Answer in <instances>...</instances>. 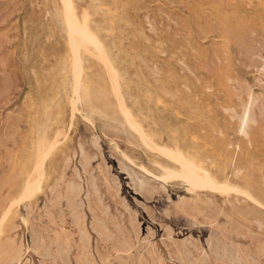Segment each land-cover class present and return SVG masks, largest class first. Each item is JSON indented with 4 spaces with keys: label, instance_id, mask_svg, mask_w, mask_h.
<instances>
[{
    "label": "rangeland",
    "instance_id": "374dc122",
    "mask_svg": "<svg viewBox=\"0 0 264 264\" xmlns=\"http://www.w3.org/2000/svg\"><path fill=\"white\" fill-rule=\"evenodd\" d=\"M63 1L0 0V264H264V0H69L77 54ZM136 124L236 192L157 182Z\"/></svg>",
    "mask_w": 264,
    "mask_h": 264
},
{
    "label": "bare ground",
    "instance_id": "6f19581e",
    "mask_svg": "<svg viewBox=\"0 0 264 264\" xmlns=\"http://www.w3.org/2000/svg\"><path fill=\"white\" fill-rule=\"evenodd\" d=\"M61 1H63V0H61ZM64 3H65V7H66V26H67V31L69 32V34H70V39L72 40V42H73V47H74V50H75V53L77 54V51H78V49L80 48V47H83V46H85V45H89V46H92V47H95V48H97V49H100V53H101V48H100V46H99V43L95 40V38L92 36V34L89 32V30H88V28H87V26L86 25H82L81 23H80V21L78 20V18H77V16H76V14H75V10L73 11V9H72V7L70 6V4H71V2H69V0H64L63 1ZM62 2V3H63ZM233 4H234V2H233ZM85 13V12H84ZM86 19V18H85ZM87 21V20H86ZM96 49V50H97ZM97 52H98V50H97ZM89 53V52H88ZM103 53V52H102ZM102 55V54H101ZM97 56V55H96ZM103 60H104V62L107 64V61L105 60V58L103 57ZM109 70V69H108ZM111 74V73H110ZM115 75V74H114ZM76 77V76H75ZM80 79V78H79ZM115 80L117 81V79L115 78ZM74 81V80H73ZM79 81V80H78ZM81 83V82H80ZM117 83V82H116ZM80 85V84H79ZM78 87V86H77ZM87 88V87H86ZM117 88V87H116ZM77 91V90H76ZM118 91V90H117ZM76 97H78V96H76ZM116 97V96H115ZM80 101V100H79ZM82 101V100H81ZM77 102H78V100H77ZM160 102V101H159ZM256 102V101H255ZM254 102V103H255ZM72 103H73V101H72ZM71 103V104H72ZM76 103V102H75ZM79 103V102H78ZM73 105V104H72ZM71 107V106H70ZM121 107H122V110L124 111V113L127 115L128 114V112H127V110L121 105ZM73 108V107H72ZM74 108H75V106H74ZM74 110H76V108L74 109ZM248 110V109H247ZM244 111L243 112V115H242V117H239L240 118V124H239V127H240V132H238L239 133V135H240V133H244L245 132V130H244V128H245V125H247V123H248V111ZM81 112V111H80ZM84 113V112H83ZM234 113V112H233ZM91 116V115H90ZM128 116V118L131 120L132 119V117L128 114L127 115ZM84 118V117H83ZM89 118V117H88ZM87 118V119H88ZM92 118V117H91ZM239 118H238V120H239ZM85 119V118H84ZM86 120V119H85ZM88 121V120H87ZM93 122V121H92ZM130 122H133V119H132V121H130ZM251 123V122H250ZM92 124V123H91ZM135 124V123H134ZM133 125V124H132ZM136 126V129H135V131H137L139 134H140V136H141V140L143 141V143L142 144H145L146 146H148L149 148H151V149H155V150H157L158 152H160V153H162L163 155H165L166 157H168V158H170V159H172L174 162L176 161V163H178L179 165H181V168H182V170H181V172H176L174 169H172V168H169V167H166V166H160V168L162 169V175L161 176H154L156 179L155 180H157V182H159L160 184H164L168 179H173V178H180V179H182L185 183H186V185H187V192H189V193H191V194H195V193H197L198 191H200V190H205V189H210V190H216V191H219V192H227L228 190V192H230V189H232V188H230L228 185H227V183L226 184H223V183H218L215 179H213L212 177H211V175H209L208 173H206V171L203 169V168H201V167H198V166H196V165H193L191 162H190V160H189V158L187 157V156H185L183 153H180V152H175V151H172V150H169V149H164V148H156L154 145L155 144H152V142L148 139V136H146L144 133H143V131L141 130V129H139L138 128V126H137V124L135 125ZM135 128V127H134ZM245 134V133H244ZM243 136V135H242ZM246 136V135H245ZM92 138V137H91ZM93 139V138H92ZM95 139V138H94ZM98 140V139H97ZM95 141V140H94ZM98 142V141H97ZM91 145V144H90ZM84 151V150H83ZM97 151H99V150H97ZM102 153H100V155H101ZM122 154V156L123 155H125L124 153H121ZM102 156V155H101ZM127 156V155H126ZM85 157H86V155H85ZM84 157V158H85ZM93 157V156H92ZM129 158V157H128ZM130 159V158H129ZM132 160V159H131ZM89 161V160H88ZM126 161V160H125ZM126 162H128V161H126ZM103 163V162H102ZM86 164V163H85ZM87 165V164H86ZM201 166V165H200ZM88 167V166H87ZM91 168V167H90ZM141 168V167H140ZM87 169V168H86ZM94 170H96L95 168H94ZM88 172V171H87ZM94 172V171H93ZM98 172V171H97ZM139 172V171H138ZM200 172H203V173H205V175L203 176V175H201L200 174ZM90 174V173H89ZM128 174V173H127ZM86 175V174H85ZM126 176V175H125ZM89 177V176H88ZM94 177V176H93ZM108 177V176H107ZM110 177V176H109ZM103 178V177H102ZM106 180H107V178L106 177H104ZM91 180V179H90ZM139 180V179H138ZM174 180V179H173ZM87 181V180H86ZM89 181V180H88ZM97 181V180H96ZM109 181V180H108ZM107 181V182H108ZM169 181V180H168ZM173 182V181H172ZM140 183H141V181H140ZM143 183V182H142ZM34 184V183H33ZM156 184V183H155ZM31 185H32V183H31ZM114 185V184H113ZM130 185V184H129ZM165 185V184H164ZM33 186V185H32ZM115 186V185H114ZM131 186V185H130ZM153 186V185H152ZM159 186V185H158ZM82 186L80 185V184H70L69 185V187L67 188V190H66V192H65V197H66V199L65 200H67V202L69 203V204H72V205H74L73 203H75L76 201H77V198H78V196H79V194H80V192H81V188ZM155 187V186H154ZM160 187V186H159ZM156 188V187H155ZM165 188V187H164ZM25 189V188H24ZM31 189V188H30ZM166 189V188H165ZM234 189H235V187L232 189V191H234ZM158 190V189H157ZM99 191V190H98ZM116 191V190H115ZM159 191V190H158ZM234 192H236V191H234ZM91 193V192H90ZM121 193V192H120ZM144 193V192H143ZM156 193V192H155ZM158 193V192H157ZM105 194V193H104ZM119 194V193H118ZM227 194V193H226ZM91 195V194H90ZM159 195V194H158ZM157 195V196H158ZM163 195V194H162ZM154 196V195H153ZM165 196V195H164ZM198 196V195H197ZM248 196V195H247ZM95 197V196H94ZM156 197V196H155ZM56 198V197H55ZM101 198V197H100ZM99 198V199H100ZM113 198V197H112ZM119 198V197H118ZM121 198V197H120ZM148 198V197H147ZM250 198H252L251 196H250ZM249 198V199H250ZM62 199V198H61ZM155 199V198H154ZM189 199H191V198H189ZM196 199H197V197H196ZM200 199V198H199ZM206 199V198H205ZM157 200V199H156ZM171 200V199H170ZM179 200H180V198H179ZM183 200H185V198L183 199ZM183 200H180L179 201V203H177L176 204V206L173 208V211L175 212V213H179V214H182V215H185L186 217H190L191 219H194V215L196 214L195 212H197V211H195V208H193L192 206H190L186 201H183ZM193 200V199H192ZM254 200V199H253ZM93 201V200H92ZM91 201V202H92ZM96 201V200H95ZM166 201V200H165ZM252 201V200H251ZM254 201H256V200H254ZM50 202V201H49ZM48 202V203H49ZM66 202V201H65ZM90 202V201H89ZM126 202V201H125ZM172 202V201H171ZM196 202V201H195ZM60 203V202H59ZM97 203V202H96ZM95 203V204H96ZM162 203V202H161ZM167 203V202H166ZM197 203V202H196ZM201 203H202V201H201ZM208 203V202H207ZM252 203H254V202H252ZM257 203V202H256ZM57 204V203H56ZM67 204V203H66ZM76 204V203H75ZM98 204V203H97ZM108 204V203H107ZM170 204V203H169ZM199 204V203H198ZM202 204H204V203H202ZM211 204H212V202H211ZM255 204V203H254ZM79 205V204H78ZM89 205V204H88ZM128 205V204H127ZM200 205V204H199ZM210 205V204H209ZM263 205V204H262ZM47 206V205H46ZM60 206V205H59ZM65 206V205H64ZM69 206V205H68ZM77 206V205H76ZM204 206V205H203ZM264 206V205H263ZM53 207H55V206H53ZM99 207V206H98ZM105 207V206H104ZM201 207V206H200ZM207 207V206H206ZM61 208V207H60ZM68 208H70V207H68ZM86 208V207H85ZM92 208H95V207H92ZM91 208V209H92ZM97 208V207H96ZM155 208V207H154ZM211 208H212V205H211ZM249 208H250V206H249ZM252 208V207H251ZM102 209V208H101ZM118 209V208H117ZM124 209V208H123ZM207 209V208H206ZM247 209V208H246ZM245 209V210H246ZM62 210V209H61ZM125 210V209H124ZM212 210V209H211ZM242 210V209H241ZM252 210V209H251ZM254 210V209H253ZM252 210V211H253ZM44 211V210H43ZM70 211V210H69ZM74 211V210H73ZM93 211V210H92ZM103 211V210H102ZM168 211H170L169 209H168ZM210 211V210H209ZM213 211V210H212ZM212 211H210L211 213H212ZM247 211V210H246ZM45 212V211H44ZM75 212V211H74ZM90 212V211H89ZM116 212V211H115ZM123 212H125V211H123ZM130 212V211H129ZM202 212V211H201ZM219 212V211H218ZM222 212V211H221ZM242 212V211H241ZM240 212V213H241ZM71 213V212H70ZM77 213V212H76ZM100 212H98V214H99ZM106 213V212H105ZM151 213V212H150ZM171 213V212H170ZM237 213H239V212H237ZM243 213V212H242ZM29 214V213H28ZM79 214V213H78ZM92 214V213H91ZM133 214V216H134V213H132ZM169 214V213H168ZM202 214V213H201ZM210 214V213H209ZM209 214H205V216L206 215H208L209 216ZM216 214V213H215ZM95 215V214H94ZM93 215V216H94ZM97 215V214H96ZM118 215V214H117ZM138 215V214H137ZM218 215H219V213H218ZM240 215V214H239ZM248 215V214H247ZM247 215H246V217H247ZM255 215V214H254ZM31 216V215H30ZM70 216V215H69ZM73 216V215H72ZM85 216V215H84ZM120 216V215H119ZM162 216V215H161ZM163 216H165V215H163ZM207 216V217H208ZM212 216V215H211ZM221 216V215H220ZM226 216V215H225ZM242 216V215H241ZM243 216H244V214H243ZM243 216H242V218H243ZM29 217V216H28ZM49 217V216H48ZM53 217V216H52ZM98 217V216H97ZM108 217V216H107ZM169 217V216H168ZM214 217H216V216H214ZM213 216H212V218H214ZM73 218V217H72ZM87 218V217H86ZM92 218V217H91ZM113 218V217H112ZM111 218V219H112ZM264 218V217H263ZM94 219V218H93ZM102 219V218H101ZM114 219V218H113ZM133 219V218H132ZM148 219V218H147ZM226 219V218H225ZM255 219V218H254ZM86 220V219H85ZM105 220V219H104ZM110 220V219H109ZM134 220H135V217H134ZM213 220V219H212ZM215 220V219H214ZM45 221H47V220H45ZM50 221V220H49ZM77 221V220H76ZM113 221V220H112ZM130 221V220H129ZM228 221H230V220H228ZM232 221V220H231ZM261 221V220H260ZM52 222V221H51ZM61 222H62V220H61ZM75 222V221H74ZM114 222H115V220H114ZM130 222H132V221H130ZM149 222V221H148ZM262 222V221H261ZM89 223V222H88ZM216 223V222H215ZM214 223V224H215ZM217 223H219V222H217ZM264 223V222H263ZM30 224V223H29ZM109 224V223H108ZM110 224H111V222H110ZM130 224V223H129ZM228 224V223H227ZM246 224V223H245ZM84 225H86V224H84ZM94 225V224H93ZM96 225H98L97 223H96ZM124 225V224H123ZM132 225V224H131ZM164 225V224H163ZM162 225V226H163ZM167 225H169V224H167ZM211 225V224H210ZM217 225V224H216ZM233 225V224H232ZM262 225H264V224H262ZM33 226V225H32ZM126 226V225H125ZM133 226V225H132ZM231 226V225H230ZM234 226V225H233ZM257 226V225H256ZM80 227V226H79ZM99 227V226H98ZM76 228V227H75ZM126 228V227H125ZM144 228V227H143ZM244 228H246V227H244ZM257 228V227H256ZM32 229V228H31ZM36 229V228H35ZM101 229V228H100ZM136 229V228H135ZM250 229V228H249ZM172 230V229H171ZM259 230V229H258ZM91 231V230H90ZM102 230H100V232H101ZM116 231V230H115ZM129 231V230H128ZM179 231V230H178ZM79 232V231H78ZM93 232V231H92ZM97 232H99V231H97ZM111 232V231H110ZM247 232H249V231H247ZM36 233H37V231H36ZM112 233V232H111ZM138 233H140V231H138ZM144 233V232H143ZM179 233V232H178ZM102 234V233H101ZM119 234V233H118ZM126 234V233H125ZM152 234V233H151ZM182 234V233H181ZM33 235V234H32ZM81 234L79 233V236H80ZM103 235V234H102ZM129 235V234H128ZM153 235H154V233H153ZM162 235V234H161ZM173 235V234H172ZM190 235V234H189ZM31 236V235H30ZM34 236H36V234L34 235ZM44 236V235H43ZM47 236V235H46ZM104 236V235H103ZM106 236V235H105ZM130 236H131V234H130ZM138 236V235H137ZM152 236V235H151ZM37 237V236H36ZM45 237V236H44ZM101 237V236H100ZM99 237V238H100ZM148 237V236H147ZM146 237V238H147ZM153 237V236H152ZM208 237V236H207ZM210 237H211V235H210ZM47 238V237H46ZM98 238V237H97ZM117 238H119V237H117ZM141 238V237H140ZM154 238V237H153ZM42 239V238H41ZM41 239H39V240H41ZM50 239H51V237H50ZM128 239V238H127ZM180 239V238H179ZM193 239H195V238H193ZM210 238H208V240H209ZM49 240V239H48ZM81 240H82V246L84 247V248H86V249H88L89 248V246H90V239H89V236H88V234L86 233V231L85 230H83V234H82V237H81ZM131 240V239H130ZM167 240V239H166ZM176 240V239H175ZM44 241V240H43ZM43 241H40V242H43ZM74 241H75V239H74ZM113 241V240H112ZM126 241V240H125ZM140 241V240H139ZM193 241V240H192ZM39 242V241H38ZM127 242V241H126ZM134 242V241H133ZM194 242H196V241H194ZM44 243V242H43ZM42 243V244H43ZM61 243V242H60ZM118 243V242H117ZM120 243V242H119ZM129 243V242H128ZM143 243V242H142ZM152 243V242H151ZM166 243V242H165ZM170 243V242H169ZM197 243V242H196ZM208 243V242H207ZM221 243V242H220ZM32 244V243H31ZM49 244H50V242H49ZM52 244V243H51ZM78 244V243H77ZM76 244V245H77ZM226 244V243H225ZM231 245H232V243H230ZM229 244V245H230ZM30 245V244H29ZM40 246L39 247H42V246H44V245H41V244H39ZM53 245V244H52ZM110 245V244H109ZM129 245H130V243H129ZM167 245V244H166ZM194 245V244H193ZM193 245H191V246H193ZM211 245H213V244H211ZM219 245V244H218ZM224 245V244H223ZM223 245H220V248H221V246H223ZM261 245H263V244H261ZM61 246H62V244H61ZM145 246V245H144ZM174 246V245H173ZM179 246H180V244H179ZM206 246V245H205ZM207 246H208V244H207ZM50 247V246H49ZM102 247V246H101ZM121 247V246H120ZM135 247V246H134ZM185 247H187V246H185ZM190 247V246H189ZM232 247V246H231ZM29 248V247H28ZM66 248V247H65ZM64 248V249H65ZM83 248V249H84ZM116 248V247H115ZM139 248V247H138ZM144 248V247H143ZM193 248V247H192ZM201 248V247H200ZM261 248V247H260ZM34 249V248H33ZM42 249V248H41ZM49 249V248H48ZM110 249V248H109ZM139 249H141V248H139ZM138 249V250H139ZM180 249V248H179ZM212 249V248H211ZM223 249V248H222ZM229 249V248H228ZM234 249V248H233ZM37 250V249H36ZM50 250V249H49ZM58 250V249H57ZM62 250H63V248H62ZM68 250H69V248H68ZM154 250V249H153ZM177 250V249H176ZM193 250H194V248H193ZM237 250V249H236ZM31 251V250H30ZM71 251V250H70ZM90 251V250H89ZM92 251V250H91ZM117 251V250H116ZM135 251V250H134ZM160 251V250H159ZM185 251H187V250H185ZM212 252H214V249L213 250H211ZM231 251V250H230ZM38 252V251H37ZM115 252V251H114ZM140 252H143V251H140ZM190 252V251H189ZM192 252V251H191ZM190 252V253H191ZM232 252H233V250H232ZM235 252H237V251H235ZM40 253V252H39ZM82 253H84V251H82ZM89 253V252H88ZM135 253V252H134ZM146 253V252H145ZM157 253V252H156ZM180 253V252H179ZM194 253H195V250H194ZM215 253V252H214ZM217 253V252H216ZM62 254H64V253H62ZM77 254H79V253H77ZM120 254H122V253H120ZM174 254V253H173ZM189 254V253H188ZM223 254V253H222ZM234 254H237V253H234ZM56 255H58V254H56ZM68 255V254H67ZM96 255V254H95ZM101 255V254H100ZM127 255V254H126ZM160 255V254H159ZM172 255V254H171ZM179 255V254H178ZM182 255V254H181ZM186 255V254H185ZM212 255V254H211ZM226 254L224 253V256H225ZM37 256V255H36ZM102 256V255H101ZM130 256V255H129ZM194 256V255H193ZM213 256V255H212ZM59 257V256H58ZM86 257H88V256H86ZM107 257V256H106ZM117 257V256H116ZM137 257H138V254H137ZM152 257V256H151ZM172 257V256H171ZM217 257V256H216ZM222 257H223V255H222ZM232 257H233V255H232ZM84 258V257H83ZM90 258V257H89ZM104 258V257H103ZM110 258V257H109ZM175 258V257H174ZM199 258V257H198ZM249 258H250V256H249ZM51 259V258H50ZM102 259V258H101ZM164 259V258H163ZM188 259H189V257H188ZM60 260V259H59ZM58 260V261H59ZM87 260V259H86ZM142 260V259H141ZM159 260H160V258H159ZM174 260V259H173ZM185 260V259H184ZM191 260V259H190ZM238 260H240L239 258H238ZM117 261V260H116ZM134 261V260H133ZM140 261V260H139ZM148 261V260H147ZM151 261V260H150ZM211 261V260H210ZM233 261V260H232ZM235 261V260H234ZM28 262V261H27ZM43 262V261H42ZM44 262H46V261H44ZM43 262V263H44ZM76 262V261H75ZM92 262H94V261H92ZM104 262H105V260H104ZM163 262V261H162ZM177 262V261H176ZM240 262V261H239ZM253 262V261H252ZM50 263V262H49ZM68 263V262H67ZM106 263V262H105ZM134 263V262H133ZM151 263H153V262H151ZM63 264H65V263H63ZM123 264V263H122Z\"/></svg>",
    "mask_w": 264,
    "mask_h": 264
}]
</instances>
